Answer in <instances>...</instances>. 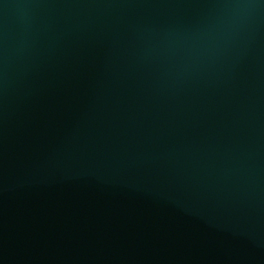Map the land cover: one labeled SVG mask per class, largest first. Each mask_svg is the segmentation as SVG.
Returning <instances> with one entry per match:
<instances>
[{"label": "water", "instance_id": "obj_1", "mask_svg": "<svg viewBox=\"0 0 264 264\" xmlns=\"http://www.w3.org/2000/svg\"><path fill=\"white\" fill-rule=\"evenodd\" d=\"M0 264H264V0H0Z\"/></svg>", "mask_w": 264, "mask_h": 264}]
</instances>
